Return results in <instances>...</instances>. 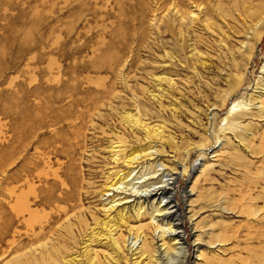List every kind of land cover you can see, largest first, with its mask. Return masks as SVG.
Masks as SVG:
<instances>
[{"label":"rangeland","instance_id":"374dc122","mask_svg":"<svg viewBox=\"0 0 264 264\" xmlns=\"http://www.w3.org/2000/svg\"><path fill=\"white\" fill-rule=\"evenodd\" d=\"M257 12L262 19L255 25ZM156 75L167 80L157 84ZM135 99L150 125L162 130L163 141L149 150L143 131L121 121L124 111L134 113ZM233 100L248 104L234 114L235 130L222 119ZM214 111L217 142L209 128ZM31 114H43L47 124L22 135L17 127ZM55 133L68 141L57 154L49 143ZM115 133L128 140L127 154L142 153L136 166L110 158ZM41 144L58 173V188L50 187L52 175L28 177L51 194L45 203L29 199L39 218L34 229L42 221L45 238L28 240L24 222L15 220L19 234L7 237L14 248L0 242V264H74L76 255L77 264H90L91 257L97 264H144L164 218L150 203L137 216L133 197L170 175L176 178L168 194L179 203L189 249L171 264H194L197 245L198 264H258L264 252V0H0V227L13 203L6 194L10 178L16 171L21 184L25 174L17 168L24 157L37 158ZM205 147L200 171L191 172ZM118 169L125 177L107 191ZM124 194L131 196L107 209L114 195ZM108 219L120 250L105 235H92L102 234ZM136 232L147 246L142 257L126 248Z\"/></svg>","mask_w":264,"mask_h":264},{"label":"bare ground","instance_id":"6f19581e","mask_svg":"<svg viewBox=\"0 0 264 264\" xmlns=\"http://www.w3.org/2000/svg\"><path fill=\"white\" fill-rule=\"evenodd\" d=\"M197 7H198V5H197ZM199 9H200V7H199ZM175 10H176V12H178L180 14L181 19H183L187 16L182 11H180V9L175 8ZM257 13H258L259 19H257L255 21V25H257L258 22L262 19V17H260L261 14L259 12H257ZM190 14L192 17H194V15H195L191 11H190ZM254 35L256 36V39L259 38L257 33H254ZM194 54H195V51H192V55H194ZM163 80H167V77L165 75H156L154 77V81H156L157 84H160ZM232 102H234V103L231 105L230 110L227 112L226 116L222 119H224L226 121V123H225L227 125L226 128L231 129V130H235L238 127H240V122L238 120H235L234 114L241 107L243 109L244 108L247 109L248 104L242 103V102H239L236 100H233ZM133 103L135 105L134 113L124 111L121 114V121L123 120L124 123H126V124L128 123L130 128H137V129L143 131L144 140L146 143V148L148 150L152 149L154 147V143L156 140L157 141H163V135H161L162 130L154 127L155 124L150 125L151 122L147 121L149 118L142 115L141 102L138 99L133 100ZM94 105H96V104H94ZM42 115L43 114H41V115L40 114L39 115H32V114L26 115L27 117H25L24 122H22L21 124L18 125L17 132L20 131L22 135H25L30 131H34L35 128L33 129V127L41 129L42 126H46L47 123L44 121ZM217 115H218L217 111L212 112V114L210 116V123H209V128L211 129V133H212V135H210V136H212L211 138L214 142H217L219 140L218 133H216V131H214V124H215L214 122L217 118ZM220 131H222V130L220 129ZM14 132H16V129L14 130ZM56 135L57 134L55 133V135H53V137L51 138V141L49 142L52 144V147L54 148V150H52V152L54 154H57L60 151H64L62 146L65 145L64 144L65 142H68L66 139H64L62 137H56ZM13 137H14V140L17 141L16 140L17 138L15 139L14 134H13ZM154 138H157V139H154ZM127 141L128 140L123 136V134H116L115 133V135L112 138H110V140H109L108 146L112 152V154L110 155V158L113 160L114 163L119 162L121 160V162L123 161V163L127 164L128 166L134 167V166H136V165H134V162H136L138 160L139 156L142 153L139 154V153H136L137 151L133 150L127 154L126 153L127 146H128ZM55 143L58 144V146ZM39 146L40 145L35 146V149L40 150V152L38 150L39 156L37 158H33L32 161L28 160V156H27V158L24 157L25 159H24L23 163H21L19 165L20 168H17L18 170H21L23 172V174H25L24 175L25 177L22 178L21 184L24 183L23 180H25L26 183L24 185H26V186L21 187L20 186L21 184L16 183L20 179V176H18L16 171L13 172V177L10 178V181L14 184L11 183V186L7 189L6 194L11 198V200H13V203L10 204V210H9V216H8L9 219H7V224L0 227V242L5 241L7 239V237L9 235H11V233L19 234L18 224H16V221H19V219H21L25 224L24 225L26 227L25 234H26V237L28 238V240H36V239L40 240L41 237L45 238V234L43 233V230L46 228V226H45V224L42 223V221L39 222L40 223L39 224V231H35V229H34L36 226L33 224H34V222L38 221L39 218L38 219L36 218L35 210L31 209V207H30L31 202L29 199L31 196H34L35 197L34 201L37 200L38 204H39V202L45 203L46 201H49V199L51 198L50 197L51 194L48 191L49 188H45V186L42 184L41 185L43 187H40V186L36 187L35 184L32 183L33 181L32 182H30L31 180L29 181L28 177L30 175H33L32 173H34V172L36 173V176H38L37 179H39L41 177H47V176L52 175L53 178L50 181V187H57V183L55 182L56 181L55 177L56 176L58 177V173H57L56 168H54V169L51 168V165H52L51 164V157H52L51 151L46 150L45 149L46 146L43 147L42 144L40 147ZM41 147H43V149ZM58 148H60V149H58ZM206 148H209V147H205L202 149L206 150ZM203 150L202 151L200 150L199 152H197V154H196L197 156L191 165V172H196L202 167V165H203L202 160L204 158V155L207 154V153H205L206 151L205 150L203 151ZM124 153H126V155H124ZM144 154L145 155H152V152L148 151V152H145ZM199 159L201 161H199ZM197 161H199V162H197ZM194 162L196 164H194ZM12 163H14V161ZM40 165H43V167L42 168L39 167ZM68 165H67V167L70 168V165L69 166ZM61 166L62 165H60V167ZM45 167L46 168L49 167L51 169V171L48 172L45 169ZM112 172H114V174L116 175L115 176L116 178H113L114 180H112V181L110 180L111 182L108 185H106L105 189L107 191H109L110 189H114V188L117 189L118 184L125 177V175L123 173H122L123 175L120 174L119 169L112 171ZM164 178L165 179L162 180L161 184H157V185H153L151 187L145 188L144 190H142L140 192L137 191L133 197L134 201L131 204L132 210L137 216L144 213L145 206H147L150 203V205L154 208V211H157L158 214H160L162 216V218H164L163 225L159 224V232L157 233V236L155 238L156 240L154 241V242H156V245L154 244L156 249L154 250L153 254H150V252H149L147 256L145 255V258H147V261L144 264H171V263H174V261L179 260V258L182 255H183V259H184L189 253V249L187 248L186 239H185V230L183 227L182 211L179 210V207H178L179 203H177L175 201L174 197L172 196L173 193L171 195L168 194L170 192L169 190L171 189L172 183H173L174 179L176 178V176L170 175V176H166ZM47 180H48V178H47ZM2 183H3V181H0V186H2ZM1 188L2 187H0V191H1ZM45 191H46V193H45ZM184 191H185V193L183 194L184 199H185V197H186V199H188L191 192H192V189L189 188V189L184 190ZM130 196L131 195L124 194L121 197L114 198L115 197V195H114L112 197L113 199H110V201L108 203L109 206L107 207V209H115L116 206L122 200H124L125 198H128ZM185 200L183 201L185 203V206L191 208V203L190 202L188 203ZM2 202H3V200H2ZM124 208H125V206H124ZM121 211L123 214L124 210H121ZM195 213H196V211H193V213H191L188 216L189 221L191 223L193 222ZM25 214H27L28 216L25 217L24 216ZM120 218H122V216ZM154 218H155V216H152V219H154ZM109 219H111V218H109ZM109 219L104 221V224H105L104 228H106V229L103 233L101 232L102 234H100L98 232H93L92 235L93 236L94 235L97 236L98 234L99 235H105V237L108 238L111 241V243L117 249L120 250L121 247H120V245L117 241V238L115 236L116 228L112 227L111 224H110V226H108ZM193 225H192L193 228L196 229L195 224H193ZM42 233H43V235H41ZM23 236H25V235H23ZM170 240L173 241L172 242V248L175 247L174 249H171V247H170V244H169ZM127 241H128V243H126V246H127L126 248L133 256L136 255L135 257H139V256L142 257L145 254V252L147 254V250H146L147 246H146V242L144 239V235H142V233L136 232L135 234L132 235L131 239L128 238ZM7 242H8V245H7L8 248H14L11 246L15 245V242H16L15 240L7 239ZM43 246H44V248H47L46 244H44ZM198 248H199V246L197 245L195 248V253H194L195 254L194 260H193L194 264H198V262H197L198 260L196 261V258L200 256V254L197 253ZM0 252L3 253L4 250H1ZM258 258H259V260L257 261V263L258 264H264V252ZM70 259L75 262L74 264H77L79 262L77 255L71 257ZM183 259H182V261H183ZM89 261H91L90 264H97V262L94 260L93 257H91ZM79 264H81V263H79ZM180 264H182V263H180Z\"/></svg>","mask_w":264,"mask_h":264}]
</instances>
